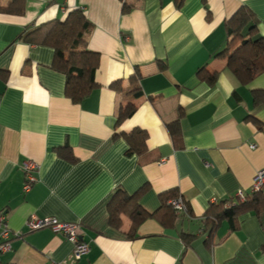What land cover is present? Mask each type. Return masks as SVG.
<instances>
[{
	"label": "crops",
	"instance_id": "0c3cea01",
	"mask_svg": "<svg viewBox=\"0 0 264 264\" xmlns=\"http://www.w3.org/2000/svg\"><path fill=\"white\" fill-rule=\"evenodd\" d=\"M75 9L99 54L98 87L80 104L66 98L53 50L26 38ZM240 12L251 16L241 35L264 39V0H25L22 15L0 13V214L11 232L0 264H264V211L211 222L264 170V69L244 86L217 57ZM134 129L146 150L128 156ZM26 163L37 168L25 193ZM121 190L149 215L132 238L126 214L109 223ZM178 197L186 210L168 220ZM32 216L77 225L89 252L73 261L62 235L28 230Z\"/></svg>",
	"mask_w": 264,
	"mask_h": 264
},
{
	"label": "trees",
	"instance_id": "16d2710c",
	"mask_svg": "<svg viewBox=\"0 0 264 264\" xmlns=\"http://www.w3.org/2000/svg\"><path fill=\"white\" fill-rule=\"evenodd\" d=\"M24 5L25 0H9L7 7H0V13L22 15ZM250 18L247 12H240L230 21L231 28H228V36L231 40L226 49L217 54V57L227 61L229 71L244 86L249 85L264 69V39L253 40L241 35V29L247 25ZM91 29L92 26L86 20L83 11L75 9L69 12L62 21L52 20L40 25L29 31L26 37L29 43L46 46L53 50L52 69L64 76L65 96L74 104H80L98 87L95 74L99 67V54L89 51L85 41V36ZM251 30L252 28L249 31ZM207 77L211 84L216 80V73L208 74ZM119 84L120 82H115L111 87L118 90ZM135 109V106L130 104L120 109L117 124L130 118ZM176 124L177 122L173 123V126ZM124 138L128 144V156H139L145 153L147 134L144 131L134 129L129 135H124ZM138 196V194L127 195L122 190L117 191L107 206L111 225L116 227L119 225L120 214H126L130 218L132 225L128 232L129 238L134 236L139 224L149 217L138 205ZM167 207L165 214L168 220L176 218L175 211L168 205ZM216 207L218 214L216 212L212 214V223L224 218L232 220L238 214L252 209L260 214L264 211V190L244 193L243 201L234 195L227 201L218 202Z\"/></svg>",
	"mask_w": 264,
	"mask_h": 264
},
{
	"label": "built area",
	"instance_id": "2783aa9c",
	"mask_svg": "<svg viewBox=\"0 0 264 264\" xmlns=\"http://www.w3.org/2000/svg\"><path fill=\"white\" fill-rule=\"evenodd\" d=\"M83 11V9H81ZM251 149L254 146L250 147ZM37 166L33 163H26L24 166L25 180L23 185V192H28L32 185L36 182V178L33 176V172L36 171ZM264 190V170L256 173L252 187L251 193L259 192ZM240 201L244 200V193L238 192L235 195ZM170 207L175 211L177 215L184 213L186 210L184 201L182 198H175L169 202ZM227 207L229 205H226ZM27 228L29 231H37L40 229H50L55 234L62 235L72 246H73V261L79 260L83 255L89 252V245L85 242L80 241L79 228L75 224H65L59 223L55 219L44 218L40 219L37 217H30L27 221ZM10 230L6 223L5 217L0 214V252H6L11 249L10 240ZM13 236L18 237L19 234H13Z\"/></svg>",
	"mask_w": 264,
	"mask_h": 264
}]
</instances>
